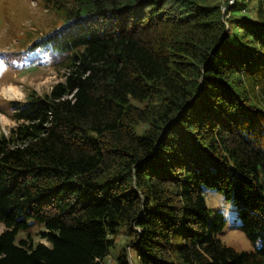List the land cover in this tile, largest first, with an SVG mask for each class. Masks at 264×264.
Here are the masks:
<instances>
[{
	"label": "trees",
	"instance_id": "trees-1",
	"mask_svg": "<svg viewBox=\"0 0 264 264\" xmlns=\"http://www.w3.org/2000/svg\"><path fill=\"white\" fill-rule=\"evenodd\" d=\"M53 2L30 46L62 81L0 133V264H101L121 227L116 264H264V0L234 1L231 35L228 0ZM205 188L257 250L215 237Z\"/></svg>",
	"mask_w": 264,
	"mask_h": 264
},
{
	"label": "rangeland",
	"instance_id": "rangeland-1",
	"mask_svg": "<svg viewBox=\"0 0 264 264\" xmlns=\"http://www.w3.org/2000/svg\"><path fill=\"white\" fill-rule=\"evenodd\" d=\"M234 1L228 0V4L222 2L220 7L226 31L229 29L225 20ZM244 1L238 0V3L243 4ZM56 7L53 0H0V133L8 134L16 124L7 117L11 112L9 101H22L28 91H35L39 95L48 93L55 84L62 81L58 75L60 72L56 69L62 64V52H53L43 46H30L34 39L60 23V19L55 16ZM233 29L230 28L229 35L234 32ZM8 84L16 85L20 94L12 97L3 95L1 90ZM204 197L206 205L219 211L225 220L224 225L216 232L218 240L237 251L253 252L260 247L259 240H249L240 230L235 209L224 202L221 193L205 188ZM3 229L4 226L0 223V232ZM31 231L35 239L39 236L37 233L44 231V227L35 223ZM124 239V227H121L114 247L101 264H116ZM41 241L45 243L44 240ZM129 259L133 257L129 255ZM133 263L138 264V259L134 258Z\"/></svg>",
	"mask_w": 264,
	"mask_h": 264
},
{
	"label": "bare ground",
	"instance_id": "bare-ground-1",
	"mask_svg": "<svg viewBox=\"0 0 264 264\" xmlns=\"http://www.w3.org/2000/svg\"><path fill=\"white\" fill-rule=\"evenodd\" d=\"M1 93L7 97H12L13 95H18L20 92L17 89V86L14 84H8L4 86L1 90ZM5 120V117H2Z\"/></svg>",
	"mask_w": 264,
	"mask_h": 264
},
{
	"label": "built area",
	"instance_id": "built-area-1",
	"mask_svg": "<svg viewBox=\"0 0 264 264\" xmlns=\"http://www.w3.org/2000/svg\"><path fill=\"white\" fill-rule=\"evenodd\" d=\"M232 4V3H231Z\"/></svg>",
	"mask_w": 264,
	"mask_h": 264
}]
</instances>
